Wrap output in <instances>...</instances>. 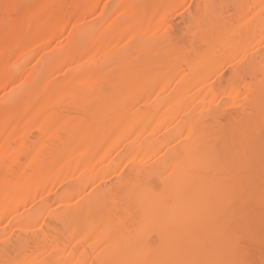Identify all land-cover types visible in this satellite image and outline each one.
Returning a JSON list of instances; mask_svg holds the SVG:
<instances>
[{
    "label": "bare ground",
    "instance_id": "1",
    "mask_svg": "<svg viewBox=\"0 0 264 264\" xmlns=\"http://www.w3.org/2000/svg\"><path fill=\"white\" fill-rule=\"evenodd\" d=\"M183 1L0 0V264H256L264 0Z\"/></svg>",
    "mask_w": 264,
    "mask_h": 264
},
{
    "label": "rangeland",
    "instance_id": "2",
    "mask_svg": "<svg viewBox=\"0 0 264 264\" xmlns=\"http://www.w3.org/2000/svg\"><path fill=\"white\" fill-rule=\"evenodd\" d=\"M195 1V2H194ZM184 0L183 2L185 3V4H183V5H178L177 4V6H175V4L174 5H172V6H174V7H170V11H168V12H166V9H164V17H165V22H166V25H167V28H168V30H169V32L172 30H174V32H172L173 34H176L175 36L176 37H174L173 36V40L175 39V38H178L177 40H175V41H177V42H179V40H180V42L178 43L179 45H182V46H185L186 44H184V42L185 43H187V45H189L188 44V42H190L191 41V36L190 35H187V34H189L188 33V31L190 32L191 30H188L187 31V26H188V21L190 20V18H189V16L190 15H188V13L189 14H191V13H193L194 12V8L195 7H197V5L198 4H196V3H198L197 1L198 0ZM234 1H236V0H234ZM239 1V0H238ZM242 2L241 3H239V5H241V7L239 6V8L237 7V10L238 9H240V8H242L245 4H246V2L244 3L243 1L244 0H241ZM247 1V0H246ZM190 2V3H189ZM193 2V3H192ZM200 2V1H199ZM250 4H251V6L252 7H255V9H256V5L257 6H259V4H257V3H255L254 2V0H250ZM188 3V4H187ZM244 3V4H243ZM181 4V3H180ZM195 6H194V5ZM217 4H219V5H217V7H219L221 4H222V6H223V8H222V6H220L219 8H222V9H219L221 12H223L222 10H225L224 8H225V6H226V10H228L230 13H231V15H229V16H233L232 15V13L234 12V3H233V1L232 0H222V1H219ZM263 6H264V2L263 3H261ZM260 4V5H261ZM188 5H189V7H188ZM167 7H169V6H167ZM218 9V8H217ZM193 10V11H192ZM237 10H235V15H234V17H236V14H237ZM190 11V12H189ZM218 11V10H217ZM219 12V11H218ZM229 12H227V15L226 14H224L225 13V11H224V13L222 14V13H220L219 12V14H221V16H223V17H225L226 18V20H230V21H233V19H234V17H232L233 19H230V17H229V19L227 18V16H228V13ZM169 13V14H168ZM218 13H216V18H218V15H217ZM169 16V17H168ZM168 21V22H167ZM192 21V20H191ZM192 23V22H191ZM171 25H172V28H170L171 27ZM193 26V25H192ZM191 26V27H192ZM189 29H191L190 28V26H189ZM193 29H194V27H193ZM194 31V30H193ZM171 32H170V34H171ZM179 35H181V36H179ZM193 36H194V34H193ZM193 39H195V41H194V43H192V44H197L198 43V40L195 38V37H193ZM184 42H183V41ZM182 41V42H181ZM193 42V41H192ZM199 45L201 44L202 45V43H198ZM197 46L198 48H202V46H204V45H202V46ZM188 47V46H187ZM189 49H187L186 48V46H185V52H186V49H187V51L189 50V53L191 54L192 53V45H190V47H188ZM187 53V52H186ZM189 53H187V54H189ZM237 58H235L234 56L233 57H227V58H223L219 63H218V65H219V67L221 68V70L219 71V72H221V73H219L217 76L215 75V77H213L214 79H211V80H214L215 82H216V78L219 76H229L230 75V71L232 70L231 69V67H232V63L233 62H235V60H236ZM238 60V59H237ZM185 66V65H184ZM259 75V74H258ZM249 77V78H248ZM246 78H248V79H246L247 81H250V80H252V79H254V78H252L251 76H246ZM221 79V77L220 78H218V80H220ZM218 80H217V82H218ZM214 81H211V82H214ZM232 111H235V108H232L231 109ZM39 133H38V131L36 130V129H34L33 130V133H31V138H33V139H35L36 137L35 136H37ZM51 198H53L54 196L53 195H51L50 196ZM49 197V199H51ZM237 202V205H238V201H236ZM255 204V205H254ZM261 204V203H260ZM262 205H264V204H261L260 206L261 207H263ZM259 205L257 204V202H255V201H252L251 203H250V207H252V208H250L251 210H252V212H254V213H256L257 211L259 212V209L261 210V211H264V207L263 208H259L258 207ZM257 209H256V208ZM250 209H248V210H250ZM255 209V210H254ZM250 212V211H249ZM252 212H250V213H252ZM49 219V218H48ZM47 219V220H48ZM49 221V220H48ZM19 232V231H18ZM17 231L16 232H14L15 234H17L18 233ZM19 234V233H18ZM263 235H259V239L258 238H253V240L252 241H250L252 238L250 237V238H244L243 237V239H240L241 241V243L239 244L240 246H241V248L242 249H244V250H246L245 251V253L246 252H249V253H246V255L245 256H249V258L253 261V262H256V264H262L263 262H264V239H263ZM250 239V240H249ZM254 239L256 240L255 242H254ZM258 239V240H257ZM1 244V243H0ZM243 244V245H242ZM246 247V249H245V247ZM247 254H249V255H247Z\"/></svg>",
    "mask_w": 264,
    "mask_h": 264
}]
</instances>
